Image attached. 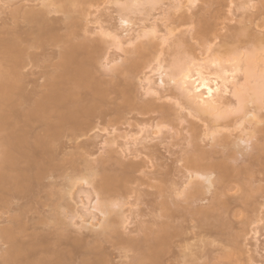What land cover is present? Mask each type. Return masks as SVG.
I'll use <instances>...</instances> for the list:
<instances>
[{"label": "bare ground", "instance_id": "obj_1", "mask_svg": "<svg viewBox=\"0 0 264 264\" xmlns=\"http://www.w3.org/2000/svg\"><path fill=\"white\" fill-rule=\"evenodd\" d=\"M13 1L21 3V0H6L8 3ZM84 1L89 0H38L40 7L29 9H25L23 4L11 10L9 19L0 24V264H110L104 247L108 242L117 246L126 244L132 249L136 255L130 264H161L172 236L171 228L165 223L156 232H145V238L140 240L124 238L118 232L117 225L123 223V212L115 211L121 210L120 196L125 190L124 185L132 181L136 172L134 165H124L119 175L105 174L95 187L89 180L92 173L88 177L81 172L68 174L65 168L69 161L64 159L67 156L60 160L56 155L60 146H65L61 142L63 139H70V136L79 138L75 134L88 131L92 125L91 118L104 98L101 83L94 80L89 69V65L96 62L98 48L85 40L76 43L72 36L77 23L75 14L83 12L80 4ZM164 1L125 0L119 12L120 24L131 27L130 14L135 12L143 13V22L152 23L147 10H159L165 5ZM172 2L169 5L174 8V15L185 9L191 10L199 1ZM247 7L243 8L244 11ZM53 13H61L64 18L52 19L50 15ZM156 23L148 28L143 27L147 26L143 23L139 32L136 30L134 33L136 27L132 34L130 31H126V35L116 34L112 38L115 47L124 54L131 47L136 51L142 39L163 32ZM62 28L66 30V35L60 33ZM166 30L164 35L161 33V45L170 46L175 29ZM248 32L244 31L241 35L250 36ZM219 38L220 34L214 40ZM257 41L264 44V39ZM184 43L179 39L175 45L181 47ZM50 46L60 50L49 54L46 48ZM48 55L51 58L45 60ZM256 57L252 50L246 59L232 52L231 57L225 60L214 55V51L212 54L211 49H206L200 56L187 57L166 66L160 53H157V65L152 69V76L145 75L142 79L143 92L159 100L169 99L170 91L172 94L173 91L178 92L179 97H176L185 101L188 114L211 119L216 124L215 129L236 116V124L248 125L244 131L264 135V127L259 129L264 124V116L261 115L264 111V69L255 72L259 59L264 65V57ZM119 58L115 61L106 59L104 67H111ZM41 63H47L52 71L29 69L30 66L39 67ZM117 66L118 63L111 69L116 71ZM79 91L90 95L87 101L80 100ZM132 100V96L128 95V101ZM250 106L253 108L249 109ZM143 108L152 109L153 106L145 103ZM217 132H213L212 136ZM123 139L127 145L130 143H127L129 136ZM239 140L240 144L235 143V146L251 143L244 137ZM253 149L257 154L251 159L250 168L259 164L264 167L261 156L264 154V143H254ZM208 154L200 151L198 157L190 159L189 167L193 174L189 178H202L208 191L214 188L224 194L229 178L240 170L225 162L208 164ZM62 170L69 186L73 187L75 180L95 190L96 200L90 209L98 215L92 214L80 226L81 230H90L91 236L83 233L86 237H82L78 232L67 229L73 225L68 224V220L72 222L85 217L68 203L66 196L70 192L62 194L53 188L46 192L45 198L40 196L50 184L54 186L49 178H55L54 173ZM246 171L251 172L249 168ZM204 189L199 182L191 184L187 190L188 199L197 201L205 194ZM102 195L108 197L99 198ZM227 209V202L217 194L212 211L197 208L190 214L204 223L217 211L227 212ZM70 233L80 236L71 237Z\"/></svg>", "mask_w": 264, "mask_h": 264}, {"label": "rangeland", "instance_id": "obj_2", "mask_svg": "<svg viewBox=\"0 0 264 264\" xmlns=\"http://www.w3.org/2000/svg\"><path fill=\"white\" fill-rule=\"evenodd\" d=\"M172 1L165 0V8L147 10L152 23L143 22V13L130 14L131 27L122 26L118 19L125 0H89L80 4L83 12L75 14L77 23L72 36L76 43L85 40L98 48L96 62L90 64L89 69L94 80L101 83L104 98L91 118L92 125L88 131L75 134L79 138L70 136V139H63L61 142L65 146H60L56 155L58 159L67 156L64 159L70 163L65 168L66 173L74 175L81 172L87 177L92 173L89 180L95 187L105 174L119 175L124 165L136 167L131 183L124 185L125 190L120 196L121 210L115 211L123 212V223L119 222L117 229L124 238L140 240L145 238V232H156L162 223L169 225L172 236L161 264H264V167L259 164L250 168L251 159L257 154L253 145L263 144L264 135L244 131L248 125L236 124V116L215 129L216 124L211 119L188 114L186 103L178 98V92L173 91L172 94L170 91L167 93L169 99L159 100L145 95L142 84L145 75L152 76V69L157 65V53L167 63L166 66L187 57L200 56L206 49H211L212 54L214 51V55L225 60L231 57L232 52L246 59L252 50L257 57H264V44L257 41L264 39V0H252L250 4L247 3L250 0H198L191 10L185 9L174 15V8L169 5ZM186 1L183 0V3ZM23 4L25 9L40 7L38 0H21V3L0 0V24L9 19L11 10ZM249 5L251 8L247 7ZM246 7L248 13L243 9ZM55 8L58 9V6ZM50 18L62 19L64 16L53 13ZM153 23L158 24L159 30L164 33L166 29H175L172 45H161L160 36L164 34L157 32L156 35L149 33L150 37L142 39L136 51L128 47V53L124 54L115 47L112 38L116 34L126 35V31L132 34L136 27L134 33L136 30L139 32L143 25L148 28ZM244 31H249L250 36L241 35ZM60 33L67 34L64 28ZM219 34L220 38L214 40ZM179 39L185 41L181 47L175 45ZM46 49L49 54L60 50L55 46ZM48 58L51 55L45 60ZM117 58L116 71L111 67L117 63L104 67L106 59L115 61ZM47 66V63H41L39 67L30 66L29 69L51 72L52 67ZM263 69V62L259 59L255 72ZM128 95L132 96L131 102ZM89 97L87 92L79 91L80 100L85 102ZM145 103H151L153 108H143ZM261 115L264 116V111ZM263 127L264 124L259 129ZM215 131L218 132L212 136ZM124 136H129L128 145ZM243 137L251 143L235 146ZM245 146L251 148L242 149ZM200 151L209 153L208 164L225 162L240 170L229 178L224 194L214 188L208 191L202 178H189L193 174L189 161L198 157ZM261 156L264 158V154ZM246 168L251 172L248 173ZM54 175L55 178H49L54 186L48 179L50 185L48 187L45 182L48 188L40 196L45 198L46 192L55 188L62 194L70 192L66 196L68 203L85 217L72 222L68 220L67 223L73 225L67 229L81 236L83 233L91 236L90 230H81L80 226L92 214L98 215L90 209L96 200L95 190L75 180L74 186H69L63 170ZM197 182L205 187V194L197 201L188 199L187 190ZM216 193L227 202L228 211L219 210L213 218L199 222L190 211L197 208L212 211ZM106 197L108 195L99 198ZM70 235L80 236L76 233L75 236ZM84 235L82 237H86ZM105 245L110 264H130L136 255L126 244L117 246L108 242Z\"/></svg>", "mask_w": 264, "mask_h": 264}]
</instances>
